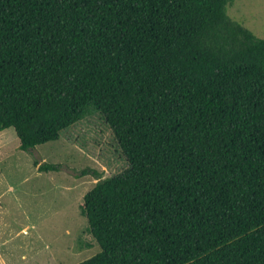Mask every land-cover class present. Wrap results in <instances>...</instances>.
Returning <instances> with one entry per match:
<instances>
[{
  "label": "trees",
  "instance_id": "1",
  "mask_svg": "<svg viewBox=\"0 0 264 264\" xmlns=\"http://www.w3.org/2000/svg\"><path fill=\"white\" fill-rule=\"evenodd\" d=\"M233 1L0 0V132L30 152L98 113L127 164L81 171L79 264H264V39Z\"/></svg>",
  "mask_w": 264,
  "mask_h": 264
},
{
  "label": "rangeland",
  "instance_id": "2",
  "mask_svg": "<svg viewBox=\"0 0 264 264\" xmlns=\"http://www.w3.org/2000/svg\"><path fill=\"white\" fill-rule=\"evenodd\" d=\"M226 13L264 39V0H234ZM18 145L12 128L0 132V264H79L96 255L81 205L99 180L81 171L102 180L127 167L102 116L89 113L30 152Z\"/></svg>",
  "mask_w": 264,
  "mask_h": 264
}]
</instances>
